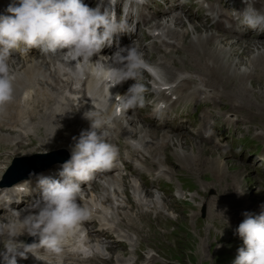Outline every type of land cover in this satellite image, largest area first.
<instances>
[{"label":"clouds","instance_id":"obj_1","mask_svg":"<svg viewBox=\"0 0 264 264\" xmlns=\"http://www.w3.org/2000/svg\"><path fill=\"white\" fill-rule=\"evenodd\" d=\"M110 3L115 5V0ZM244 3L241 22L248 27L264 25V14L251 8L247 0ZM5 11L7 14H0V111L14 100L16 76L9 63L14 50L38 49L43 54H60L66 62L64 70L79 81L85 78L86 65L93 63L91 58L105 46H111L115 34L126 31L114 11L101 12L100 6L90 8L82 0H12ZM94 66L92 75L98 89L106 86L110 90L129 79L136 81L145 61L136 48L130 47L115 52L111 63L95 62ZM144 91V86L135 82L125 95L115 97L116 104L122 109L143 107ZM110 99V95L107 100L102 99L101 107L106 108ZM85 117L91 121L90 130L73 137L70 159L61 165L60 178L38 177L41 199L26 209L34 212L29 211L20 219L23 228L20 235L27 233L37 238L38 243H17L15 227L10 228L5 250L0 251L2 264H17V256L26 259L28 253L34 255L35 249L60 254L65 240L89 218L91 210L78 203L82 201L81 184L98 172L111 170L119 150L109 142L110 121L101 118L99 112ZM97 130H101L99 134ZM128 143L134 149L143 148L138 140L128 138ZM17 190L28 194L30 181L17 185ZM243 215L245 218L235 233L244 247L238 249L234 264H264V210L258 215L247 212Z\"/></svg>","mask_w":264,"mask_h":264},{"label":"bare ground","instance_id":"obj_2","mask_svg":"<svg viewBox=\"0 0 264 264\" xmlns=\"http://www.w3.org/2000/svg\"><path fill=\"white\" fill-rule=\"evenodd\" d=\"M169 24L172 25L171 23ZM172 29L173 35L184 36L187 33L189 34L188 38L186 39L185 46L189 48L191 54L186 56H178L179 62L174 65L170 63H165V66L162 71L163 79L165 81L172 74L171 69H169L167 66L169 64L172 66V70H181L182 72L187 71L194 75L196 74L197 76H211L212 80L218 81L220 78L215 75V72L219 65H222L223 63L221 73L226 70L228 71V73L223 75V77H229V80L236 79L240 85V90H243V93H247V89L249 88V86L253 85L251 81V74L256 68L260 67L264 63V40H257L252 42L251 46L246 49L247 51H249V55L245 58H237L231 56L233 55L231 53L233 51H236L237 47L230 43L223 45L220 40H216V32L211 30L210 28L204 27L203 25L196 23L183 22L178 27L172 26ZM225 46H228L229 50L223 52V48ZM195 50H198L199 52H201V54L199 56L194 55L193 51ZM244 50L245 49H242V51ZM161 59H163V57H161ZM202 61H205V63L201 65ZM186 62H191L192 64H195V66H188L189 68H187ZM86 66L95 70V66L93 63H89ZM11 69L16 76L14 91L15 96L18 92L17 88L21 85L23 87L29 82H24V80L34 74L36 70V72H41L42 68L41 62L38 59H33L31 63H27L20 66L12 65ZM198 79L201 80L200 78ZM42 88L48 91V93L53 99L52 104L55 105L54 102H56L57 99L61 97L63 90L65 89V85L60 86L58 81L54 80L52 83H48L45 86L44 84H42ZM194 94L196 93H194L193 90H190L188 92L189 96H192ZM45 96L46 92L44 91V97ZM44 102L46 104H51V102L49 100H46V98L44 99ZM246 102L251 103L249 100H246ZM260 106L264 108V106ZM225 110L226 109H221L222 115L224 114ZM136 126L139 132L148 133L147 128L138 121H136ZM183 136H167V138L169 139L172 138L173 144L176 147V149H173L172 151L173 158H176L181 162L185 161L188 155L199 154L200 156L197 158L198 160L205 159V146L195 139L194 141L197 145H192L194 146L192 153L184 152L182 154H179V152L176 151H182V148L179 147L178 144L182 143L183 141H187L184 140ZM183 154L187 155L182 156ZM199 163H202V161L200 160ZM208 165L211 167L212 170H214V173L216 172L219 175H222L221 173H219V171L223 172V168H233L234 172H236L237 174V180L239 179V177H241L239 169H243L242 164L232 165L229 161L219 160L217 155L211 157V162H209ZM205 168L209 169L208 167ZM23 215L24 214L6 217L4 221L7 222L9 225L6 228L7 231H9L12 227H15V231H18L22 227L20 225V219H23ZM221 233H223L224 235H219L218 237L223 238L222 240L226 239L227 234L224 232ZM222 240L219 239V241ZM223 242L225 241H222V243Z\"/></svg>","mask_w":264,"mask_h":264},{"label":"rangeland","instance_id":"obj_3","mask_svg":"<svg viewBox=\"0 0 264 264\" xmlns=\"http://www.w3.org/2000/svg\"><path fill=\"white\" fill-rule=\"evenodd\" d=\"M234 57H236V52L232 53ZM249 54V51H248ZM242 56L239 58H245L248 56ZM173 64H176V61H173ZM192 65L191 62H186V67ZM223 65V63H222ZM227 71H224L222 74H225ZM253 76V73H252ZM253 80V77H252ZM247 85V84H245ZM237 92L244 98V100H250L251 102H254L258 105L264 106V86H260L259 84L253 82V85L249 86L247 89V93H243V90H237ZM263 94V95H261ZM185 140L182 143L178 144L179 147L182 148V151L176 150L179 152V154H182L184 152L192 153L195 144V141L191 139L190 137H184ZM194 145V146H192ZM173 149H176L175 146H173V141L171 144V148L166 151L167 155H169V160H177L172 158V151ZM205 156L204 158H209L207 160L208 162H211V157L213 154L207 153V150L205 148ZM166 154L161 155L163 159L166 160ZM187 155L183 154L182 156ZM208 155V156H206ZM210 155V156H209ZM218 156L219 160L229 161L232 165H236L240 163L237 160L227 159L222 157L221 155L215 154ZM196 156V157H195ZM199 154H192L188 155L186 160L182 162V165L186 164H195L198 162L197 157ZM214 156V155H213ZM195 157V158H192ZM207 161L205 162L202 160L201 168L208 167ZM200 164V163H199ZM206 169V168H205ZM211 170V169H210ZM247 170V171H246ZM246 170L242 169L240 171L241 177L237 180L236 172L233 168H223V172L219 171V173L222 174L220 176L222 180H227L231 182L232 187H237L238 190L240 188V191H243L246 193V195L252 197L250 195V188L253 185V178L249 175V168H246ZM209 171V169H208ZM210 174L205 173V175L202 177V181L205 183H214L212 185L218 186L222 183L217 182V175L218 173H211ZM224 182V181H223ZM244 193V194H245ZM232 195L233 200L235 199V192L230 193ZM195 196H200V194H196ZM254 200H259L258 198H255ZM197 199L194 198L191 202L188 203V206L194 207L197 203ZM177 219L181 223V225L176 229V236H170V237H163L160 241L158 239H152L150 240V243L148 242V245L151 249L156 250L159 252L160 255L164 256L165 258L169 259L173 264H220L221 253L228 252L229 248H231L230 241L228 238L222 240L223 238L218 237V235H224L223 233H211L209 236H206L199 226H196L193 220V215L191 214L188 218L184 213H177L176 214ZM218 237V238H217ZM218 239V240H217ZM227 241V243H221L222 241Z\"/></svg>","mask_w":264,"mask_h":264}]
</instances>
